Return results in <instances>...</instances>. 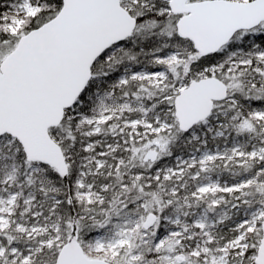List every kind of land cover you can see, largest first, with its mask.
Masks as SVG:
<instances>
[{"label": "snow or ice", "instance_id": "obj_1", "mask_svg": "<svg viewBox=\"0 0 264 264\" xmlns=\"http://www.w3.org/2000/svg\"><path fill=\"white\" fill-rule=\"evenodd\" d=\"M0 264H264V0H0Z\"/></svg>", "mask_w": 264, "mask_h": 264}]
</instances>
